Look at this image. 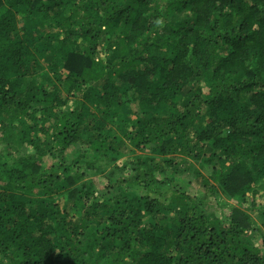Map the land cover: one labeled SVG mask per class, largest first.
<instances>
[{"label": "trees", "instance_id": "1", "mask_svg": "<svg viewBox=\"0 0 264 264\" xmlns=\"http://www.w3.org/2000/svg\"><path fill=\"white\" fill-rule=\"evenodd\" d=\"M191 182L264 198V0H0V264H264Z\"/></svg>", "mask_w": 264, "mask_h": 264}, {"label": "rangeland", "instance_id": "2", "mask_svg": "<svg viewBox=\"0 0 264 264\" xmlns=\"http://www.w3.org/2000/svg\"><path fill=\"white\" fill-rule=\"evenodd\" d=\"M128 106V108L129 109H131V106H130V104H128L127 105ZM131 155H129V154H125V155H123V156H121L120 157V160L121 161H119L118 160V162H116L115 163V165L117 164V165H120L121 164V162L124 160V159H129L128 157H130ZM46 160L49 162L50 160H51V157L50 158H47L46 157ZM157 161L158 162H160V160H159V158H157ZM159 164H161V163H159ZM116 165V166H117ZM159 166H157V167H155V170H157V168H158ZM162 168H163V170H164V172L161 174L162 175V178H163V176L166 178V179H168L170 176H171V171L167 168V167H165V166H161ZM195 169L196 170H198L199 171V166H195ZM180 170H185V168H184V166H182L181 168H180ZM204 171H206V169L204 168L203 169V172ZM157 172V171H156ZM202 172V171H201ZM129 174V171H127V169H126V171H125V173H124V175L125 176H127ZM201 174H203V175H205V173H201ZM157 175H158V173H157ZM181 175H182V173H181ZM186 175H188V174H186ZM189 176H191V175H189ZM182 178V176H176V178H175V181H174V183H176L178 180H180ZM192 179H193V177H192ZM194 180V179H193ZM92 181H93V183H94V185L96 186V189L97 190H103L104 189V187L106 186V184H105V182H102V181H100V179L98 178V177H92ZM100 182V183H99ZM196 183V184H195ZM198 186H199V184L197 183V182H191L190 183V187L189 188H191V189H193V190H197V188H198ZM200 187V186H199ZM200 190H201V188H200ZM196 194V196H198L199 198L201 197V198H203V201H207L209 204L208 205H210V204H215L214 203V201H217L216 203H217V205L216 206H218V204H219V206L221 205L222 206V202H224V203H227V204H230V205H235V206H238L240 209H242V210H244L249 216H251L252 218H253V220L255 221V223L257 224V226H258V228H261V214H260V210H261V208L264 206V198L263 197H255V200L253 201V205H254V207H253V209H252V206H251V204H250V202H251V198L250 199H248L249 201L247 202V203H243V204H239V202H235V201H232V200H228L227 201V199L226 198H223L222 196H219V195H217L215 198L214 197H210V196H206V194H205V191H195V192H193L192 194ZM96 195L97 196H99V194H98V192L96 193ZM260 196H263V194L262 195H260ZM220 200H223V201H220ZM215 206H213V208H214ZM216 208V211L217 212H219V211H222L223 213H225V214H227L228 213V210L227 209H224V208H221L220 207V209L218 208V207H215ZM264 234V233H263ZM258 242H259V244H260V246H261V248H262V251H264V245H263V243H262V239H259L258 240Z\"/></svg>", "mask_w": 264, "mask_h": 264}]
</instances>
